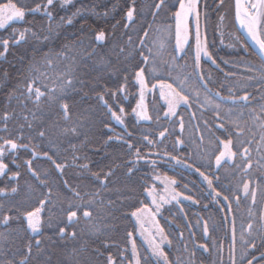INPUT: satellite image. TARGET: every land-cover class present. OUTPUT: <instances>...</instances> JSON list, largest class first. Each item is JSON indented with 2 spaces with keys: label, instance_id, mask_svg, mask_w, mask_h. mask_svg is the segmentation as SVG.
Masks as SVG:
<instances>
[{
  "label": "snow or ice",
  "instance_id": "snow-or-ice-1",
  "mask_svg": "<svg viewBox=\"0 0 264 264\" xmlns=\"http://www.w3.org/2000/svg\"><path fill=\"white\" fill-rule=\"evenodd\" d=\"M125 3L123 24L120 20H116L110 30L106 31L102 28L93 30L92 38L87 42L73 33V39L70 42L65 36V42L61 43L59 48H54L51 45L60 34L51 26L55 19L53 12L58 4L60 7H65L73 4V0H35L34 6L22 4L20 0H0V30H6L17 22L28 24L30 22L26 20L27 16L42 13L49 33L41 37L31 27L21 29L13 26L6 37H0V60H6L10 46L27 44L30 40L36 42L27 58L20 57L21 67L16 74L18 81L8 89L3 111H0V180L10 182L5 187H0V196L16 194L19 190L22 173L18 159L21 160L29 175L46 190L29 208H22L19 204H10L5 208L3 204H0V226L10 228L11 222L23 219L26 222V230H30L33 235L43 236L42 225L45 223V217H47L48 225H51L52 210L56 207L53 189L49 185L48 174L45 172L43 174L45 178L42 179L41 173L33 168V160L37 158L49 161L60 176L63 186L72 193L73 199L68 201L67 208L59 209L66 218L68 226L80 223L78 212L85 220L91 221L93 212L97 215L105 211L123 212L124 202L131 201V190L121 192L117 189L119 203L111 199L105 202L99 198L98 192H84L82 195L77 186L70 185L63 179L66 169L75 168L79 170L81 176L98 181L103 189H107L110 183H114L115 169L113 167L108 166L100 171L91 169L88 163L89 157L83 151L91 143L88 132L91 122L86 124L79 119L73 121L76 102L70 100L73 93H79L81 100L89 98L88 92L84 91L85 88L95 92L96 84L92 82L93 78H90L91 73L102 65L103 68L100 70L108 71L112 77H116V82L112 88L103 85V92H95V95L102 102L110 118L122 126L123 135L109 136L106 144L115 139L122 143L131 154L132 159L127 162L125 175L131 179L139 171L136 165L141 161L151 164L153 168L162 162L192 169L206 182L209 197L221 211L223 221L227 223V232L230 237L228 264H264V208H261L259 216L252 211V208L257 205L258 192L260 203L264 205V64L257 68L254 65L245 64L243 58L238 56L231 62L221 60V63L229 69L225 71L209 50V13L213 11L216 13L217 21L213 27L219 29L226 19V16L222 14L226 6L225 0H175V2L151 0V3L147 0L143 2L125 0ZM233 5L234 19L256 46L255 54L264 61V0H233ZM115 10L114 4L111 11L115 12ZM88 11L77 8L71 15L61 16L60 20L66 25H72L77 17L86 16ZM168 11H171L174 25L154 29L153 24L157 18ZM109 14V11H104L98 15L107 17ZM148 16L151 17V22H148ZM141 20L145 23L141 25L140 31H136V25L140 24ZM118 29L120 35H117ZM153 32L159 33V37L151 36ZM168 33L174 36L175 43L172 50L176 55L164 60L163 57L167 51L165 39ZM134 36L136 39L133 38ZM235 40L236 44L231 46L235 48L238 44L244 55H249L250 46L247 43H240L239 37H235ZM190 41H192L191 44ZM45 43L48 45L47 51L43 47H37ZM38 53L39 59H37ZM189 53H192L191 71L185 72L183 70L189 66L186 63L183 66L177 65L176 60L186 57ZM136 55L141 58L140 64L129 68L128 63L124 62L134 60ZM96 57H99L98 63L95 60ZM202 58H206L215 65L216 69L224 75L225 80L234 78L235 69L243 66L246 72L251 73L246 79L250 87L254 89V93L244 91L243 95H237L231 85L227 87V96L221 95L220 91L213 92L209 87L210 83H214L213 77L202 68ZM62 64L63 67H61ZM115 64H123V67L116 69ZM162 66H167V74L159 71ZM76 69H79V72ZM172 72H177V75L173 77ZM193 78L198 83V88L191 87L189 82ZM11 79L7 69L0 71V92L8 86ZM94 79L99 83V76ZM169 79L172 82H169ZM130 83L136 88L135 94L129 89ZM257 84L260 86L259 89L256 88ZM219 87L224 88L225 85L220 83ZM200 89L204 92L203 97H201ZM157 94L159 99L164 101V106L162 113L157 112L154 117L149 112V104H155ZM105 96L109 99H105ZM149 97L152 99L150 100ZM130 98L134 106L129 105L130 111H126L123 105ZM13 102H15V108L12 107ZM29 104L32 107H29ZM194 104L201 109H204L206 105L213 109L214 122L211 125L207 120L202 122L208 133L207 146L199 151L200 155L207 160L208 169H214V171L206 174L205 171H201L204 164L196 166L195 162H188L191 157L182 159L180 155L173 154L176 145L184 144L180 135L175 137L173 151H169L163 143L169 132L167 127L162 126V130H158L155 138H152V133H141L139 142L133 144V132L129 131L125 124L127 116L131 115L134 121L155 120L156 123H159L160 119L171 121L175 118L180 134H183L185 119L179 109L181 107L191 109ZM222 104L250 109L248 115L259 130V139L256 132L247 128L246 123L242 124L231 119L234 115L232 108L224 111ZM46 109L56 111H46ZM57 117L70 126L62 127ZM190 118L194 120L196 113L191 112ZM10 122L14 124L12 128L9 127ZM105 127L108 125L106 124ZM195 127L199 129L200 124H196ZM109 130L111 131V128ZM216 132H220L221 135H216ZM57 133L64 137L71 134L77 138L78 143L69 140L68 148L64 149L66 153L68 149H71L70 156H61L59 152L53 150L56 141L52 137ZM196 140L199 145H205V134L201 132ZM45 144L48 145L47 150L38 151ZM141 145L145 148L143 152ZM209 147L213 148L210 153ZM21 152L29 153L31 159L24 160L20 156ZM253 152L256 156H253ZM10 165L15 166L16 170H13ZM229 167L241 168L246 178L240 185L235 186V191L229 186L218 190L220 188L219 173ZM253 170L258 171L260 175H252ZM155 178L160 179L159 176ZM164 182L166 195L157 194L155 185L144 189L151 197L152 207L142 202L139 206L127 204V207L134 210L128 213L126 218H134L133 227L138 226L146 246L144 251H140L133 232H126L132 255L131 259L119 257L120 264H195L196 252L189 249L184 232L178 229L175 237L170 238V233L166 232L160 219H164L163 210L166 205H171L173 202L181 205L182 200L191 201L193 204H198L200 201L195 199L194 195H185L184 192L176 191L174 186L177 181L174 178L165 177ZM183 187L187 188V185ZM238 193H242V196ZM242 198L249 201V213L248 222L241 223L238 234L236 216L232 214L233 203L239 207ZM190 223L188 222L186 226ZM196 223L201 225L202 232L207 237L209 233L207 220L198 219ZM93 232L100 233L101 229L94 227ZM192 235L194 233L189 227V238ZM57 236L62 241L76 240L77 232H67L66 227H59ZM0 237L7 239L3 232H0ZM238 238L241 245L239 257H237ZM173 239L180 242L176 249L179 254L170 258L165 248L173 246ZM101 243L105 249L113 246L108 240H103ZM196 248L203 253L210 251L207 244H197ZM214 250L217 252V264H224L223 246H216ZM77 251V249L72 250V264H79L76 260ZM93 251L97 256H104V264H118V259L110 253L105 255L99 248ZM121 251H127V249ZM18 256L21 258L18 259ZM0 264H58V262L53 259L51 250L46 249L40 239H35L27 242L23 250L14 251L11 248L0 247ZM59 264H68V262L62 261ZM83 264H91V261L85 259Z\"/></svg>",
  "mask_w": 264,
  "mask_h": 264
},
{
  "label": "trees",
  "instance_id": "trees-1",
  "mask_svg": "<svg viewBox=\"0 0 264 264\" xmlns=\"http://www.w3.org/2000/svg\"><path fill=\"white\" fill-rule=\"evenodd\" d=\"M35 0H20V3L34 6ZM143 2V0H141ZM148 3H151V0H147ZM175 2V0H173ZM116 5L115 12H112L111 9L113 5ZM126 7L125 0H79L75 2L73 5L69 6L66 9L56 8L53 12L55 19L52 21V28L59 32V36L55 38L54 43L51 45L54 48H59L61 43L65 42L64 37H68V41L70 42L73 37L72 34L75 33L77 37L84 39L85 42L91 40L93 30H110L111 26L116 22V20H120L121 24L123 21V12ZM77 8H82L88 11L86 16H79L74 20L72 25H66L61 20V16L71 15L72 12L76 11ZM104 11H109V15L104 17L102 15H98L99 13H103ZM148 22H151V17H147ZM26 20L30 23H16L15 25L10 26L6 30H0V37H6L11 31V27H17L23 29L24 27H31L34 31H37L41 37L44 35H48L47 31V22L43 14H37L35 16L29 15L26 17ZM86 21V22H85ZM145 23L144 20H141L140 24L136 25V31L141 30V25ZM83 25V27H81ZM165 25L173 26L174 21L171 16V11L166 13H162L155 23L153 24V28H162ZM43 28V31L41 29ZM213 24L208 29L209 41L213 38ZM117 35H120V30H117ZM151 36L159 37V33L153 32L150 34ZM136 39V37H133ZM35 41L30 40L27 44H21L20 46L9 48V53L7 54L6 60H0V71L7 69L11 76V80L7 87L0 92V111H3L4 103H5V94L8 89L15 85L18 81L17 70L21 67L20 57L23 56L25 58L28 57L29 53L32 51L33 45ZM165 43L167 44V51L163 57L164 60H168L170 56L176 55L173 52L174 45V36L171 33L166 35ZM210 45V44H209ZM151 46V45H149ZM37 47H43L45 51H47L48 45L45 43L43 45H37ZM209 50L213 53L214 51L209 46ZM155 51V49H154ZM250 58L252 57V62L258 65H262V63L256 58L255 54L248 49ZM39 53L37 54V59H39ZM95 60L97 63L99 62V57H96ZM141 58L136 55L134 60L130 62L125 61L124 63H128L129 68L134 65L140 64ZM115 63V61H114ZM187 64L189 67L184 69L185 72L191 71L192 65V53H189L186 57L176 60V64L183 66ZM202 68L209 73H211L213 77L214 83H210L209 87L212 88L213 91H220L221 95L227 96V87L233 86L234 91L237 95H243L244 91H249L254 93V89L250 87L249 81L246 79V75L242 73H236L237 77L233 80H225L223 76L219 74L217 71H213L209 66L207 67V63H201ZM63 67V64L61 65ZM91 67V65H89ZM123 67V64H115L116 69H120ZM103 66L99 65L98 70L93 71L91 73L92 82L96 84L95 92H103V85H107L109 88H112L116 82V77H112L108 71L100 70ZM79 72V69H76ZM160 72L167 74V66H162L159 69ZM147 73V69H146ZM117 77L119 73L117 72ZM129 80L131 81V72L129 71ZM171 75L174 77L177 75V72H172ZM100 77L99 83L96 82L94 77ZM169 82H172L169 79ZM192 88H198V83L193 78L190 82ZM220 83L225 85L224 88H220ZM254 83V82H253ZM132 84L130 83L129 86ZM259 85H256V88L259 89ZM85 92H88L89 98H85L81 100L79 93H73L70 97V100L75 101L73 121L79 119L84 121L86 124L90 121L91 128L88 130L89 139L91 143L86 149H83L84 152L87 153L89 160L88 163L93 171H100L102 168H106L108 166L113 167L115 169V174L113 177L114 183H110L107 189L101 188L98 181L93 180L91 177L81 176L79 174V170L75 168H68L65 170V174L63 179L67 180L70 185L77 186L83 195L84 192H98L99 198L103 199L107 202L109 199L116 201L119 203L117 189H120L121 192H127L131 190L132 199L131 201H125V207L123 212L116 211L112 212H102L100 215H97L96 212H93V219L91 221L85 220L81 213H77L80 218V223L76 225H67L66 218L63 213L59 210L61 208L66 209L68 205V201L72 200V193L69 192L62 184L60 176L56 173V170L52 166V164L43 158H37L33 160V168L41 173V178L44 177V173L48 174L49 185L53 189V198L54 203L56 205L53 208V215L51 217L52 223L48 225L47 217H45V223L42 225L43 236L33 235L30 230H26V222L23 219L18 221L11 222V227L6 228L5 226H0V232L4 233V236L7 237L5 240L4 237H0V247H4L5 249L11 248L12 250L21 249L23 250L25 244L30 241H34L35 239H40L42 243L45 245L46 249H50L53 254V259L58 262L67 261L68 264H72L73 257L71 255L73 249H77L76 260L79 264H83L85 259L91 261V264H104V256H97L93 251L94 249L99 248L101 252L105 255L111 254L114 258L118 259L119 257H127L131 259V244L126 236V232H133L136 238V245L140 251H144V247L142 241L137 236L139 232L138 226L133 227L135 224L134 218L128 219L126 215L134 210V208L127 207L128 203L136 204L139 206L142 202L143 204H147L148 195L145 192V187H147V177L144 175L142 171L136 172L131 179H129L125 172L127 171V162L132 159L131 154L128 152L126 147L117 142L115 139L111 143H107V138L109 136H113V130L115 128L112 119L107 113L106 109L103 107L101 101L96 98L95 92H93L90 88H85ZM201 97H203L204 92L202 89ZM18 94V93H17ZM105 99H109L108 96H105ZM109 102H111L109 100ZM12 107H16L15 102H13ZM29 107H32L29 104ZM115 107V106H114ZM222 110L227 111L229 108H232L234 115L231 119L241 122L242 124L246 123L247 128L252 129L257 133V128L255 127L251 117L248 115L250 109H245L242 106L233 107L230 104H222ZM87 110V111H86ZM17 111L19 109L17 108ZM46 111H56L55 109ZM180 114L184 116L185 119V130L183 134H180L178 131V123H176L175 118L171 121L160 120L159 123H156L155 120L152 123H139L128 125L129 131L133 132V144H137V140L140 137L141 133H157L158 130H162L163 127H167L169 132L166 134V138L170 139L172 145L175 143V137L180 135V138L184 140V144L182 145V151L186 155V157H191L189 159V163L195 162L196 166H200L204 164V167L201 168L202 171H210L212 169H208L207 160L204 159L200 155V149L207 146V129L203 126V121L207 120L211 125L214 122L215 117L213 114V109L211 106H205L204 109H201L198 105L194 104L192 107V112L196 113V118L193 120L190 118V114L187 109L181 108L179 109ZM59 119V117H57ZM59 124L62 127L70 126L68 123L59 119ZM108 127H105V125ZM196 124H200V128L197 129L195 127ZM14 124L10 122L9 127L12 128ZM111 128V131L109 130ZM203 132L205 134V145H199V142L196 140V137ZM53 140L56 141L54 151L59 152L61 156H70L71 149H68L67 153L64 149L68 148V141L71 140L73 143H78L77 138L69 134L68 137H64L62 135H57L52 137ZM258 139V135H257ZM48 145H42L41 150H47ZM209 153L213 151V148H208ZM51 154V152H50ZM20 156L26 160L31 159V155L29 153L21 152ZM18 163H21V179L19 181V190L16 194H10L6 197L0 196V204H3L5 208H7L10 204H19L22 208H29L35 204L36 200L40 197L42 192L46 190L42 188L38 182L32 178L27 169L23 166L21 160L18 159ZM118 166V167H117ZM10 167L15 169V166L10 165ZM221 183H223V187L229 186L233 188L235 191V186L240 185L246 178V174L241 170V168L237 167H229L224 172L219 173ZM252 175L259 176L260 173L258 171L253 170ZM101 176H103V172H101ZM6 184H10L8 181L0 180V187H5ZM240 194V193H238ZM241 195V194H240ZM197 200L200 201L201 209L197 215H193L192 211L186 206H183V211L185 216L187 217L188 222L190 223L191 231L194 233L198 239L201 238V225L196 223L198 219L207 220L208 222V241L206 244L209 247V252L206 260L204 259L203 264H217V252L214 250L216 246L222 245L225 237V229L224 223L221 215L213 206L209 205L206 198L202 196H197ZM206 206V207H205ZM263 208V205L260 203V194L257 193V205L252 209L253 213L257 216L260 214V210ZM248 213L249 207L244 213L243 218L241 220H237V232L239 234V227L241 223L248 222ZM180 227L183 228L184 235L189 236L188 226L182 216H180ZM59 227H66L67 232L76 231L77 239H67L60 240L57 236V232ZM94 227H99L101 229L100 233H94ZM51 238V239H49ZM108 240L113 246L105 249L102 246L101 241ZM122 249H127V251H121ZM241 245L239 242V238L237 239V257L240 254ZM18 259L21 257H17Z\"/></svg>",
  "mask_w": 264,
  "mask_h": 264
},
{
  "label": "rangeland",
  "instance_id": "rangeland-1",
  "mask_svg": "<svg viewBox=\"0 0 264 264\" xmlns=\"http://www.w3.org/2000/svg\"><path fill=\"white\" fill-rule=\"evenodd\" d=\"M77 1H79V0H73V4ZM73 4L67 5L65 7H60L58 4L56 6V8L66 9ZM225 5L226 6H225L222 14H224L226 16V19H225L224 23L220 26L219 29H216L213 27V29H214L213 38L214 39L211 41V43L209 45L210 48L212 49V51H214V57L217 58V63H220L221 68H224L225 71H228L229 69L227 67H225L224 64L221 63V60H226V61L231 62L233 60H236L237 57L239 56V57L243 58L245 64H251V65L256 66V64L252 62V57L250 58V55L245 56L243 51L240 50L238 44L235 48H233L231 46L233 44H236L235 37L240 38V43H245V42L242 39V37L240 36V34L237 31L235 24H234L233 0H225ZM209 16H210V19H209L208 23H209V27H211L212 24L214 25L215 22L217 21V15L213 11V12L209 13ZM17 23H19V22H17ZM202 23H203V18H202ZM221 32H223V36H221ZM221 40H223V43H221ZM174 43H175V41H174ZM189 43L191 44L192 41H190ZM256 58L262 64H264L257 56H256ZM201 63H207V67L209 66L211 69H213V71H217L219 74H221L223 76V79H225L224 75L219 70L216 69V66L211 64L210 61H207L206 58H202ZM256 67L259 68L260 65L259 66L257 65ZM235 71H236V73H242V74H245L246 76L251 75V73H248L245 71L243 66L235 69ZM235 77H237V75ZM235 77L230 78L229 80H233V79H235ZM129 89H130L131 93H133V94L136 93V88H134L132 85L129 86ZM213 92H215V91H213ZM227 94H228V91H227ZM149 99L151 100L152 97H149ZM129 105L134 106V103L132 102L131 98L129 99L128 102H126L123 105L126 111H130ZM163 106H164V101L159 99L158 94H157L155 97V104L154 105L152 103L149 104V112L155 117V114L157 112L162 113ZM181 108H183V107H181ZM187 110H188L189 114L192 112V108L187 109ZM160 120H164V119H160ZM112 121H113V124L115 126V128L113 130V137H115L116 134L123 135L122 126L118 125L114 120H112ZM142 122L152 123L153 121L152 122L134 121L131 115L127 116V118L125 119V124L127 126L128 125L131 126L133 124L136 125V124H139ZM178 131L180 133L179 127H178ZM155 134L156 133H153L152 138H155ZM206 135H208L207 131H206ZM216 135H221V133L216 132ZM257 135H258V139H259V130L258 129H257ZM138 142H139V139L137 140V143ZM163 143L169 151H173V145L170 142L169 138H166ZM141 151L142 152L145 151V148L143 147V145H141ZM173 154L180 155L182 159L187 158L186 155L184 154V152L182 151V145H176V148H175V151L173 152ZM253 156H256L255 152H253ZM153 158H155V157H153ZM136 168H138L140 171H142L144 173V175L147 177V187H151V186L155 185V189H156L157 194L166 195V193L164 191V189H165L164 178L165 177L174 178L177 181V184L174 186L176 191L184 192L185 195H194L195 199H197V196L198 197L199 196L205 197L208 204L213 206L215 209H217V211L219 212V214L222 217L221 211L219 210L217 205L212 201L211 197H209V195H208V189L206 186V182H204L203 179L199 176V174L196 173L195 171H193L192 169L177 166L174 163H162V162L158 163L157 166L155 168H153V166L151 164L145 163L144 161H141L139 164H137ZM211 171H214V169H212L210 171H205V172H206V174H209ZM156 176H159L160 179L157 180L155 178ZM214 183H216V182L214 181ZM219 183H220V188H218V190L222 189V187H223V183H221V180ZM183 185H187V188H184ZM240 194L242 196V193H240ZM147 205L152 207L150 196H148ZM183 206L188 207L190 209V211H192L193 215H197L201 209V206L199 203L193 204L191 201H186V200H182L181 205H176L175 202H173V204H171V205H166L165 209L163 210L164 219H160V223L165 227L166 232L170 233V238L175 237L178 229L183 231V228H181L179 225L180 224L179 215L182 216V218L184 219L186 224L188 223L187 217L185 216V213L183 211ZM248 207H249V201L244 199V198L241 199L239 207H237L236 204L233 203V213L232 214H234L236 216V221L239 219L241 220V218H243L244 213L246 212ZM263 208H264V205H263ZM169 209H170V211H169ZM223 223H224V229H225V237H224V242L222 244V246H223V261H224V264H228V255L227 254H228V248H229V243H230V237H229L228 232H227V223L224 221H223ZM189 227L190 226L188 225V230H189ZM201 234H202V236L200 239H198L194 235H192L191 238H189V236L186 234L184 235L185 241L187 242L189 249L195 250V252H196L195 264H203L204 259L206 260V258L208 256V253H203L201 250L196 248L197 244H206V242L208 241V236L207 237L204 236V234L202 232V227H201ZM137 236L142 241L143 247H145L146 241L144 240V238L140 236L139 232L137 233ZM179 244H180L179 240L173 239V246L171 248H167V247L165 248V250L169 252L170 258L179 254L176 251V249L179 247ZM257 255H259V251H257ZM185 256H186V254H185Z\"/></svg>",
  "mask_w": 264,
  "mask_h": 264
},
{
  "label": "water",
  "instance_id": "water-1",
  "mask_svg": "<svg viewBox=\"0 0 264 264\" xmlns=\"http://www.w3.org/2000/svg\"><path fill=\"white\" fill-rule=\"evenodd\" d=\"M234 24H235V27H236L237 31L239 32L240 36L244 40V42L247 43L250 46L249 49L255 54V52H256V46L252 43V41L250 40V38L247 37V35L244 32V30L243 29H240L239 24H238V22L235 19H234ZM257 57L259 58V56H257ZM262 62L264 63V61H262Z\"/></svg>",
  "mask_w": 264,
  "mask_h": 264
}]
</instances>
